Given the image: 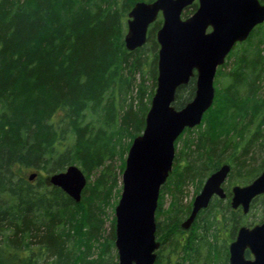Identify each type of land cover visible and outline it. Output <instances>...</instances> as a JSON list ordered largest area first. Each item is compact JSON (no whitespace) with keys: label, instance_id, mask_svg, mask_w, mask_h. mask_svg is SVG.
<instances>
[{"label":"trees","instance_id":"trees-1","mask_svg":"<svg viewBox=\"0 0 264 264\" xmlns=\"http://www.w3.org/2000/svg\"><path fill=\"white\" fill-rule=\"evenodd\" d=\"M136 1L0 0V261L116 263L115 217L104 236L103 207L118 187L132 139L144 127L156 85L155 31L162 21L159 14L146 42L128 50L125 18ZM188 7L196 9L197 1ZM137 73V110L132 102L117 108L115 91L132 89ZM214 85L201 122L174 142L172 170L161 188L173 201L165 210L158 198L154 264H229V243L239 226L250 223L258 202L263 217L264 195L244 213L231 206L226 188V201L214 198L188 229L179 225L190 209V203L180 204L187 183L195 182L196 192L223 162L230 165L228 176L236 174L235 183H247L264 169V155L256 165L249 163L264 148V22L235 43ZM194 89L191 77L176 90L174 106L190 100ZM181 139L184 148H177ZM69 164H78L87 178L78 202L46 179ZM24 168L38 172L34 183L19 173ZM90 241L99 245L95 257ZM79 245L86 250H76Z\"/></svg>","mask_w":264,"mask_h":264},{"label":"water","instance_id":"water-1","mask_svg":"<svg viewBox=\"0 0 264 264\" xmlns=\"http://www.w3.org/2000/svg\"><path fill=\"white\" fill-rule=\"evenodd\" d=\"M195 0L136 1L127 12L123 41L128 50L141 47L149 25L160 14L156 86L144 117L143 130L131 141L121 173V192L114 207L117 251L115 264H154L160 241L156 237L155 211L160 187L172 170L174 142L185 128L198 125L214 99L213 80L217 67L236 42L249 36L264 22L260 0H196L193 13L182 17ZM195 79L194 94L184 105L173 104L176 90ZM230 171L222 164L205 179L194 196L189 215L181 222L189 228L198 211L211 197L224 196L221 183ZM36 172L27 175L29 180ZM49 184L59 187L75 202L80 201L86 176L75 164L49 174ZM231 206L244 213L251 200L264 193V170L246 185L231 189ZM248 249L252 258L245 256ZM229 264H264V219L252 227L240 226L228 246Z\"/></svg>","mask_w":264,"mask_h":264},{"label":"rangeland","instance_id":"rangeland-1","mask_svg":"<svg viewBox=\"0 0 264 264\" xmlns=\"http://www.w3.org/2000/svg\"><path fill=\"white\" fill-rule=\"evenodd\" d=\"M194 10L195 9L192 8V7L184 8V10L182 12V17H186V16L190 15L191 13L194 12ZM126 19H127V16L125 18V22H126ZM161 23H162V21H161ZM155 33H156V31H155ZM146 51L149 54L150 50H149L148 46L146 47ZM150 54H151V52H150ZM232 62H233V60L229 59L227 65L223 68V70L227 71L231 67ZM216 72H217V70H216ZM215 75H216V73H215ZM148 76H149V74L147 75V73L144 75V81H145V85H146L147 90H148L149 85H150V78H148ZM140 79H141V77L137 73L135 75V82H134V85H133L132 89H129L128 92L124 91L123 89H122L121 92L115 91V102H116L117 108H121L122 105H124V104L127 105L128 103L132 102L133 103V107L137 110V108H138L137 107L138 106V100L136 98V85L140 82ZM214 79H215V77H214ZM213 84H214V80H213ZM214 91H215V85H214ZM144 101H145V98H144ZM194 128H196V127H194ZM127 140H128V138L125 137L124 138V142H126ZM261 146H264V145L262 144ZM181 147L184 148L182 139L178 141V145H177V148H181ZM253 150H255V148H253ZM255 154L254 155L252 154L253 155V161H255V162H252L251 160H249V163H251L252 165H256V163H259L261 161V159H262V157L264 155V148L263 149H258L255 152ZM125 157H126V154H125L124 158ZM119 163H120L119 162V158H115L113 166H114V170H116V172L118 171ZM75 165H77L80 168V166L78 164H75ZM31 172H36L38 174V172L36 170L27 169V168L21 169L19 173L23 174L25 177H27V175L29 173H31ZM236 179L237 178H236V174L235 173H232L231 176H228V178L226 179V188H229V190H230V187L232 185H235V184H239L240 185L241 183H239V182L235 183ZM34 182H35V180H33V183ZM86 183H87V178H86ZM163 185L164 184H162V186ZM162 186L160 187V189L162 188ZM117 188H119V192H118L119 194L117 193ZM117 188H116V190L113 191V193L111 195V198L109 199L108 203H105L104 207H103V211L105 213H104V216H103V219H104V222H103V225H102L103 230L101 232H102V234L104 236L107 235L110 232V229H111L110 219H111L112 215H114V207L116 205V204L114 205V201H115V199L118 200L120 192H121V174H120V178H119V182H118V187ZM195 189H196L195 188V182L194 183L189 182V183H187L185 185L183 195H182V197H180V204L182 206H186V205H188V203H191L192 198L195 195ZM161 191H162V189L159 191V196L162 195ZM159 196H158V198H159ZM161 197H162L161 198V200H162V208L165 209V210H168L170 205H171L170 202L173 201V197L167 192H163V195ZM254 206H255V209H253V211L247 217V220L250 221V223H255V222H258L260 220L259 218H260V215H261V209L258 208L260 206V203L258 202ZM155 221H156V217H155ZM77 225H78V227H80L78 223H77ZM85 228L86 227H81L80 228L82 230V237H84ZM228 239H229V237H226V240H228ZM97 241H98V239H97ZM90 242H91V245H92V247L90 248V251L93 253L92 257H95V254L98 251L97 248L99 247V245H98V242H96V241H90ZM75 244H77L76 241H75ZM68 246H72V243L68 244ZM79 247H81L82 251L86 250V249L83 248L84 245H79L78 247H76V250L79 249ZM71 248H74V247L72 246ZM86 252H84V254H87ZM92 257L90 256V257H87V258H92ZM51 259L52 258H49V261H51ZM0 264H9V260L8 259H3L2 261H0Z\"/></svg>","mask_w":264,"mask_h":264},{"label":"flooded vegetation","instance_id":"flooded-vegetation-1","mask_svg":"<svg viewBox=\"0 0 264 264\" xmlns=\"http://www.w3.org/2000/svg\"><path fill=\"white\" fill-rule=\"evenodd\" d=\"M224 163H226V162H223L222 164H224ZM221 164V165H222ZM220 167V166H219ZM216 170V169H215ZM264 170V169H263ZM213 172V171H212ZM212 172H210V173H212ZM210 173L209 174H207L206 175V177L203 179V181H202V183L200 184V186L198 187V189H197V191L195 192V195L200 191V189H201V187H202V185H203V183H204V181H205V179L207 178V176H209L210 175ZM260 173H258L257 175H259ZM256 175V176H257ZM255 176V177H256ZM228 177V176H227ZM254 177V178H255ZM253 178V179H254ZM226 179L227 178H225L224 179V181L221 183V188L223 189V192H224V196L223 197H220V196H218L217 194H214L212 197H211V199H210V201H209V203L214 199V198H219V199H223L224 201H226ZM252 179V180H253ZM251 180V181H252ZM251 181H249V182H247V183H241L240 185H246V184H248V183H250ZM236 185V184H235ZM239 185V184H238ZM234 185H232L231 187H230V191H231V189H232V187H233ZM194 195V196H195ZM231 195H232V191H231ZM261 195H264V193H261V194H259V195H257V196H255L252 200H251V202L249 203V209H250V207H251V205H252V203L254 202V201H256L257 199H259L260 197H261ZM194 196H193V198H192V201H193V199H194ZM230 200H231V196H230ZM192 201H191V203H190V209H189V211H188V213L181 219V221L179 222V225H180V227H181V222L189 215V213H190V210H191V207H192ZM257 201H259V200H257ZM256 201V202H257ZM209 203H208V205H209ZM208 205L205 207V208H207L208 207ZM241 209H242V207L241 206H239ZM205 208H201L199 211H198V213H197V215L199 214V212L201 211V210H203V209H205ZM248 209V210H249ZM197 215H196V217H197ZM195 217V218H196ZM263 219H264V214H263V217H262V219L260 220V221H258V222H255V223H245V224H242V225H244V226H248V227H252V226H254L255 224H258V223H260V222H262L263 221ZM195 220V219H194ZM194 222V221H193ZM192 225V224H191ZM241 225V226H242ZM240 227V226H239ZM238 227V228H239ZM183 229H188V228H183ZM159 240V239H158ZM160 241V240H159ZM249 255H248V254ZM245 256L247 257V258H252V254L250 253V251L248 250V249H246L245 250Z\"/></svg>","mask_w":264,"mask_h":264}]
</instances>
